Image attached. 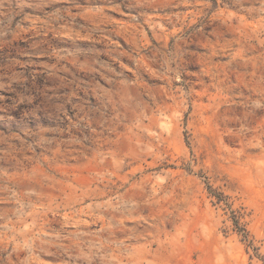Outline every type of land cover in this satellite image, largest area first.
I'll return each instance as SVG.
<instances>
[{"label": "rangeland", "instance_id": "1", "mask_svg": "<svg viewBox=\"0 0 264 264\" xmlns=\"http://www.w3.org/2000/svg\"><path fill=\"white\" fill-rule=\"evenodd\" d=\"M0 264H264V0H0Z\"/></svg>", "mask_w": 264, "mask_h": 264}]
</instances>
